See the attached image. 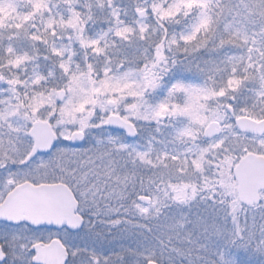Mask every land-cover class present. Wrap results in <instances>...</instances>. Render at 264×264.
Instances as JSON below:
<instances>
[{"label":"snow or ice","instance_id":"obj_1","mask_svg":"<svg viewBox=\"0 0 264 264\" xmlns=\"http://www.w3.org/2000/svg\"><path fill=\"white\" fill-rule=\"evenodd\" d=\"M193 207L264 264V0H0V264H156Z\"/></svg>","mask_w":264,"mask_h":264},{"label":"rangeland","instance_id":"obj_2","mask_svg":"<svg viewBox=\"0 0 264 264\" xmlns=\"http://www.w3.org/2000/svg\"><path fill=\"white\" fill-rule=\"evenodd\" d=\"M18 3H22V0H17ZM59 11V9H57ZM97 15H99V12L97 11ZM228 19H231V16L228 17ZM94 29L98 30L100 29V23L93 25L92 26ZM223 27V25H221ZM7 34L5 33V36ZM8 41L5 38L4 44H7ZM43 51V49H41ZM228 51H231L230 49ZM31 70V69H29ZM117 202L119 201H112V203L116 206ZM193 211V213H192ZM184 213L188 214L189 216L192 217L193 221L192 223L189 224L188 228H185V226L180 227L179 224L176 225L174 229H169V228H160L153 230L156 235H163L161 236V239L163 240V245H161L156 239L152 238V236L148 237L147 240V246H151L155 248L156 251V256L155 260L157 264H171L170 262V253L168 252V248L170 245L165 244V243H171L173 246L171 247L172 250L173 248H178V251H183V255L181 256L182 258L188 259L187 261L189 262L190 259H197L200 261L199 257H203V259L207 258H212L216 259V251L217 249H223V250H229L231 245L226 246V234L224 232L225 225L223 221H217V224L219 225V233H217L214 230V243L210 240V231H203L201 233L200 227L196 226V222L198 218H195L197 216V212H194V207L191 210L184 209ZM119 215H124L123 209L120 210ZM112 218H114L117 213L110 214ZM186 215L187 217H189ZM203 215V214H201ZM133 217H126L127 219L133 221ZM167 217V219H166ZM174 217V219L172 218ZM239 223L241 227L247 224V227L252 229H259L261 225H264V218L261 217V214L259 210L252 208L249 209L247 212L245 211H240L239 212ZM254 218V219H253ZM177 221L180 223L184 224V221L181 220L180 213L175 211L174 209H166L165 210V215L161 216L159 221H154L157 224L164 225V224H174ZM227 228L232 227V221L231 217H229L228 223H227ZM98 230L104 232L108 227H97ZM121 229L128 228L130 229L131 233H138L139 230L134 228L132 224L129 225H121ZM116 229H113V232H116ZM205 232V234H204ZM208 232V234H206ZM259 233L257 232V235ZM147 235V234H146ZM110 239V237H108ZM141 237L139 235H131L129 238L123 239V240H117L114 241L113 244L107 245L108 247H116L120 244H123L125 246L131 247L135 249L137 247L136 241L140 240ZM107 244V241H106ZM137 260V256L134 254H126V261L127 264H135V261ZM253 264H255V261H253Z\"/></svg>","mask_w":264,"mask_h":264},{"label":"flooded vegetation","instance_id":"obj_3","mask_svg":"<svg viewBox=\"0 0 264 264\" xmlns=\"http://www.w3.org/2000/svg\"><path fill=\"white\" fill-rule=\"evenodd\" d=\"M126 2H127V0H118V3L120 4V6L121 7H124L125 5H126ZM93 26V25H92ZM91 26V27H92ZM103 27H105V25H103V24H100V28H103ZM42 52V51H41ZM99 164H100V162L99 161H97V165H98V167H97V171H100V167H99ZM71 167H73V168H75L76 167V165L75 164H73V165H71ZM88 168H91V165H86L85 166V171L88 169ZM106 180V177H103V176H100L99 177V187L102 189V190H104V191H106V187H105V184H104V181ZM97 181V177L95 176V175H92L91 173L88 175V177L86 178V181H85V184L87 185V184H89L90 182H96ZM119 203L120 202H117V204H116V206L112 203V205L114 206V207H118L119 206ZM244 207L245 208H247V205H244ZM194 212H197V209L194 207ZM192 213H193V211H192ZM201 214H203V213H201ZM185 215H188V214H186L185 213ZM189 216V215H188ZM112 218V217H111ZM116 218V216L114 217V218H112V219H115ZM190 221H193V219H192V217L191 216H189V217H187ZM195 218H198V216H195ZM104 219H108V217H104ZM208 220H209V222L211 223V218L209 217V218H207ZM133 223H136V222H139V223H146V221H143V220H141L139 217H133V221H132ZM152 224L154 225V228H153V230L155 229V225H157V223L156 222H154V221H152ZM189 224L190 223H185L184 222V226H185V228H188V226H189ZM109 227V225L108 224H98L97 225V227ZM200 231H201V233L204 231V228L202 227V226H200ZM204 234H205V232H204ZM206 234H208V232H206ZM210 237V240L214 243V230H211L210 231V234H208ZM153 238V237H152ZM199 259H200V261L199 260H197L196 258L195 259H190L189 260V262L187 261L188 259H185V258H183V264H211V262H212V260H214V257H212V258H205V259H203V257H199Z\"/></svg>","mask_w":264,"mask_h":264},{"label":"trees","instance_id":"obj_4","mask_svg":"<svg viewBox=\"0 0 264 264\" xmlns=\"http://www.w3.org/2000/svg\"><path fill=\"white\" fill-rule=\"evenodd\" d=\"M170 245V247L167 249L168 252L170 253V262L171 264H183V258L181 257L183 255V251H178V248H173L174 250L171 249L173 246L171 243H165ZM229 250L231 252H235L236 250L230 246Z\"/></svg>","mask_w":264,"mask_h":264},{"label":"water","instance_id":"obj_5","mask_svg":"<svg viewBox=\"0 0 264 264\" xmlns=\"http://www.w3.org/2000/svg\"><path fill=\"white\" fill-rule=\"evenodd\" d=\"M157 264V263H156Z\"/></svg>","mask_w":264,"mask_h":264}]
</instances>
